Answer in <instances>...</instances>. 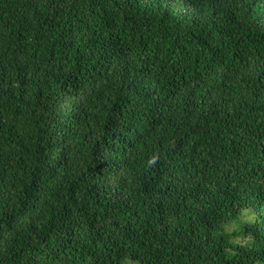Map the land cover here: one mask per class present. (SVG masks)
Instances as JSON below:
<instances>
[{
	"label": "trees",
	"instance_id": "trees-1",
	"mask_svg": "<svg viewBox=\"0 0 264 264\" xmlns=\"http://www.w3.org/2000/svg\"><path fill=\"white\" fill-rule=\"evenodd\" d=\"M0 264H264V0H0Z\"/></svg>",
	"mask_w": 264,
	"mask_h": 264
}]
</instances>
